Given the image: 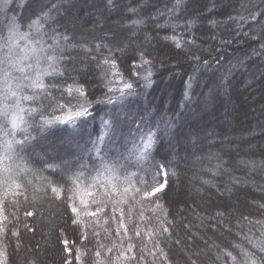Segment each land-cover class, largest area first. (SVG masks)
<instances>
[{"label": "trees", "instance_id": "16d2710c", "mask_svg": "<svg viewBox=\"0 0 264 264\" xmlns=\"http://www.w3.org/2000/svg\"><path fill=\"white\" fill-rule=\"evenodd\" d=\"M175 3L0 0V58L5 44L14 60L35 49L25 71L12 75L36 80L39 72L44 85L19 92L33 97L22 102L15 130L23 143L0 162V264H225L229 242L256 251L245 237L255 241L256 222L264 223V35L247 17L264 12V0ZM258 20L264 24V16ZM13 24L23 36L18 47L9 40ZM149 71L146 86L141 77ZM124 83L131 92L120 91ZM83 104L87 114L76 123H51ZM5 127L11 131L0 122V156L13 138ZM149 130L154 142L138 161L134 144ZM6 167L11 190L2 182ZM110 175L120 178V192L141 188L139 177L166 184L120 205L127 232L112 213L121 197L103 196ZM194 176L201 192L193 196ZM93 198L105 200L107 215L88 214Z\"/></svg>", "mask_w": 264, "mask_h": 264}, {"label": "snow or ice", "instance_id": "6c2138e0", "mask_svg": "<svg viewBox=\"0 0 264 264\" xmlns=\"http://www.w3.org/2000/svg\"><path fill=\"white\" fill-rule=\"evenodd\" d=\"M183 0H176V3L174 4V9H179L182 6ZM109 5L113 3V0H108ZM242 10L247 11V7L245 5H241ZM52 9L49 10L51 12ZM132 13L135 14V10H132ZM258 16H264V12L256 13L253 14L249 12V15L247 19H250L257 24L260 25L261 29V35H264V24H260L258 20ZM45 19H49L50 16L48 13L44 14ZM240 20L244 21L246 18L241 15ZM142 21H133L134 25H139L142 24ZM16 35L15 32V25L13 24L12 30L10 31L9 35V40H13L14 36ZM65 39H67L65 37ZM175 41V37H172ZM4 47H7L9 50L8 52L0 58V122H3L5 126L10 125L11 131L8 130L7 127L3 129V135L5 137H13L12 139H5L4 145H3V156H0V162H3V160L11 159V153L14 152V145L15 144H22L23 142L21 141H16L14 139L15 136V130L20 127V125L23 123V116L21 113H23L24 109L21 107V104L23 101L26 100H32V96H20L19 92L22 91L23 87H36V88H44L43 83L39 82L40 78V73L37 72L36 80H30L29 77L24 76L23 78H17L13 77L12 75V70H18L21 73L25 71L24 67H20L17 69V64H19V60H14L11 52V47L8 44H5ZM177 47H180V44L177 43ZM262 48H264V44L261 45ZM33 52H35V49H32ZM141 63L142 64H149L150 61L144 60V53H141ZM48 60H53V57H47ZM106 64H111L112 67H115L116 62L115 60H105ZM135 65V60H133V66ZM146 81V86H149L151 84V71L147 73V75L141 77ZM24 79H29V84L24 85L23 80ZM133 85L131 83H124L123 84V89H120L122 93L127 90V92H131ZM122 98V97H121ZM13 99L15 101L14 104H9V100ZM111 102V101H109ZM87 113V109H82L81 112L77 113V115H85ZM107 123V122H106ZM154 133L149 130V132L146 134V138L144 135L141 137V145H135L134 148L136 149L134 155L137 156L138 161H142L146 159L149 155V150L152 147V144L154 142ZM217 167H220L218 165ZM4 173H6L4 179H3V184L8 185L9 190H11L12 184H11V179L12 177L10 175H7L10 173L9 168H4L3 169ZM106 172L113 173L115 171L114 168L106 167L105 168ZM160 175L159 173L157 176ZM175 175V173H173ZM163 176L166 177L167 173L164 172ZM131 176L127 178L128 182L131 183ZM156 176H153L151 178V182L147 177H139L137 182L142 185L141 188H136L134 185L131 186L130 188H125L123 192L119 191L118 184L121 183L120 178L118 176H113L110 175L107 178L106 182V190L103 193V196L105 199H110L113 195L121 197L119 200H114L112 201L113 207H112V213H119L120 216V226L124 229L125 232H127V226L123 222V218L125 216V211L123 208L120 207V205L124 204L126 205L128 203V199H135V196L140 195L143 193L144 198L152 197L154 196L157 192L163 190L166 187V184H157L156 182ZM205 184H210L211 181H204ZM110 186V187H109ZM215 185H213L214 187ZM16 188H19L20 185L16 184ZM151 188V191H148L147 189ZM55 191V189H53ZM230 191V189H229ZM131 193V195H130ZM7 195V192L5 193ZM93 193L89 191L84 192V196H89L93 197ZM82 204L87 205L88 201L81 197ZM93 204H96V210L94 212L88 213L91 216H96L97 213H104L107 215L105 212V207L101 206L105 204V200H99L97 201L95 198L92 200ZM71 211L73 213H77L78 209L73 206L71 208ZM28 215H32V213H28ZM218 216H223V213H217ZM113 219H116L115 215L112 216ZM107 223V221H105ZM249 223H252L251 221ZM256 224L260 226L261 229V236L257 238L255 241L250 240L247 236L245 239H248V242L251 244L252 248L258 251L261 254H264V223H261L260 221H257ZM163 232L167 233L169 232L168 227H163ZM229 234H231V230L229 229ZM137 236L140 235L139 232L136 233ZM178 243V242H177ZM228 248H231L232 250L229 251L227 250ZM111 251V249H109ZM237 252V255H233V252ZM256 251H249L245 249L242 245L239 244H232L229 242L225 250L223 251L222 258L225 261V264H227V261L231 260L232 264H264V255L257 256ZM97 256L100 255L99 252L96 253ZM126 255V253L122 254ZM242 256V261H238V257ZM79 259V257H77Z\"/></svg>", "mask_w": 264, "mask_h": 264}, {"label": "rangeland", "instance_id": "374dc122", "mask_svg": "<svg viewBox=\"0 0 264 264\" xmlns=\"http://www.w3.org/2000/svg\"><path fill=\"white\" fill-rule=\"evenodd\" d=\"M20 40H23V36L20 33L19 34L16 33V35L13 38V40H10V42H11L12 46L14 45L13 47H18ZM22 52H23V56L19 57V64H17V69L20 68V67H24V69H26V65L24 64V60H26L27 58H29L31 54L32 55L34 54L29 49H23ZM0 67H2V66H0ZM85 108H87V104L81 105L80 107H78V109H76L77 111L75 110V111H73V113L70 112L66 116L64 115V116L55 118L51 123L74 124V123H76V121H78L80 118H82L84 116V115H77V113L81 112L82 109H85ZM4 162H5V160H3L2 163H4ZM195 180L197 181V179H196L195 176L193 177V180L192 181L189 180L190 183H189V187H188L190 191H193V192H191V194L193 196H194L195 193L201 192V187H198L197 185H195L193 183V182H195ZM189 199L190 198H188V200Z\"/></svg>", "mask_w": 264, "mask_h": 264}]
</instances>
